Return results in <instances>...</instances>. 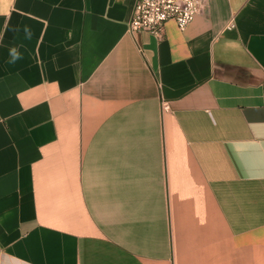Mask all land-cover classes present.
<instances>
[{"label": "crops", "instance_id": "1", "mask_svg": "<svg viewBox=\"0 0 264 264\" xmlns=\"http://www.w3.org/2000/svg\"><path fill=\"white\" fill-rule=\"evenodd\" d=\"M136 1L0 0V264H264V0Z\"/></svg>", "mask_w": 264, "mask_h": 264}, {"label": "built area", "instance_id": "2", "mask_svg": "<svg viewBox=\"0 0 264 264\" xmlns=\"http://www.w3.org/2000/svg\"><path fill=\"white\" fill-rule=\"evenodd\" d=\"M207 3L208 0H137L128 30L131 33H149L158 38L163 33L165 23L172 21L183 31ZM162 110H168L166 102L162 103Z\"/></svg>", "mask_w": 264, "mask_h": 264}, {"label": "clouds", "instance_id": "3", "mask_svg": "<svg viewBox=\"0 0 264 264\" xmlns=\"http://www.w3.org/2000/svg\"><path fill=\"white\" fill-rule=\"evenodd\" d=\"M25 33H26V36H30V32L27 28H25ZM21 58H22V56L16 47H12L9 49L8 63L14 64Z\"/></svg>", "mask_w": 264, "mask_h": 264}]
</instances>
